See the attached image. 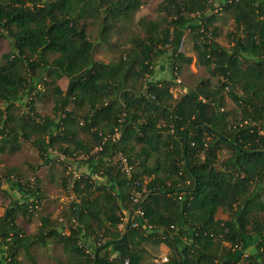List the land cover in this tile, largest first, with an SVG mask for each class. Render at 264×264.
<instances>
[{"label": "trees", "instance_id": "obj_1", "mask_svg": "<svg viewBox=\"0 0 264 264\" xmlns=\"http://www.w3.org/2000/svg\"><path fill=\"white\" fill-rule=\"evenodd\" d=\"M219 1L234 22L229 46L216 40L213 0H162L160 17L140 18L124 53L105 61L94 58L96 46L119 36L142 0H0V38L10 41L0 60V153L31 140L43 159L54 145L60 157L75 151L94 164L63 177L75 198L66 220L41 216L33 234L17 211L30 218L42 190L14 183L26 200L0 212V264H21V252L48 240L60 243L66 264H264V0ZM88 22L97 25L94 40ZM186 30L218 83L197 81L175 98L168 81L154 79L152 59L165 54L171 76L178 73L191 61L180 48ZM41 84L54 104L39 122L31 113ZM119 152L133 166L130 178ZM134 180L144 187L138 203ZM145 242L166 244L167 260L148 257Z\"/></svg>", "mask_w": 264, "mask_h": 264}, {"label": "rangeland", "instance_id": "obj_2", "mask_svg": "<svg viewBox=\"0 0 264 264\" xmlns=\"http://www.w3.org/2000/svg\"><path fill=\"white\" fill-rule=\"evenodd\" d=\"M161 1L162 0H142L140 7L131 15L123 32L119 36H115L114 33L112 34L111 32L110 35L112 39L109 41V44L96 46L94 58L108 61L111 57H114L119 50L124 53V50H126L128 45L123 42H125L124 38L129 29L136 30V22L140 18L156 19L160 17L157 7ZM219 3V0H213L209 9L210 11H216L217 18L214 21V24L217 25L218 34H222L221 37H219V40L221 38V40L224 41L226 34L223 31H233L234 22L230 19L227 12L219 9ZM86 29L89 37L94 40L98 35L96 23L88 22L86 24ZM192 44L193 41L190 31L186 30L180 48L191 57V61L183 64L179 72L174 73L173 76H171L170 69L168 68V58L165 54H158L152 59L154 79L168 81L171 93L175 98H178L189 87L195 86L197 81H206L212 89L218 83L217 78L211 76L208 70L197 62ZM159 47L162 49L161 46ZM9 49V39L1 37L0 60L1 55L9 51ZM148 79H150V76H148ZM56 83L61 88H65L67 81L66 78L62 77L56 80ZM40 88L41 92L34 99L35 112L31 113V116L39 122L43 120L42 117L44 115L53 116L52 107L54 104L51 87L48 85L43 86L41 84ZM223 93L225 97V108L233 111L234 106L228 93L225 90ZM18 109L19 112H22L24 109V111L28 112L26 107ZM42 136L46 137V135ZM37 137L36 134H33L31 139H36ZM53 146L50 147L52 152H49L46 156L48 159L42 158L41 151H38V147L34 145L31 140L21 142L20 147L16 151L0 153V212L10 204V201L20 203L26 200L24 193L18 190L14 185L16 181H20L26 188L27 186L37 183L42 190L40 193L41 197L37 201H34L38 202L36 207H34V209L33 207L29 209V211L33 213L30 218L22 216L19 209L17 211V221L26 234H33L36 232L41 216H50L51 219H56L59 222L66 220V215L69 213L70 203L75 198L70 187L71 180L69 185L66 180L65 185H63V177H66L67 173L69 174V178L76 174L83 173L80 164L81 159L78 157L79 154H77V152L73 151L69 156L64 157L65 162H67L66 165L70 166V168H68V166L66 167L59 158V154L63 153L57 147ZM262 198H264L263 194ZM31 201V198L27 200V202ZM226 216L227 213L222 209L217 213V217L224 218ZM126 220L127 219L124 218L123 221L125 222ZM48 241L49 245L46 246L39 244L33 245L29 249L28 254L21 252L19 255L21 264H66L67 256L61 249L60 243L51 242V240ZM147 247L149 251L153 253L152 258H157L160 250L149 244H147ZM87 248H89V246H87Z\"/></svg>", "mask_w": 264, "mask_h": 264}, {"label": "built area", "instance_id": "obj_3", "mask_svg": "<svg viewBox=\"0 0 264 264\" xmlns=\"http://www.w3.org/2000/svg\"><path fill=\"white\" fill-rule=\"evenodd\" d=\"M114 137H118V133L114 134ZM117 157L120 161L121 170L123 171V173L126 175L127 178H130L132 175L133 166L128 162V159L124 154L119 152L117 153ZM60 158L64 159L62 155ZM68 168H70V166H68ZM131 183H132V186H131L130 198L133 203H138L142 199V194L144 192L143 184H141L139 180H134ZM134 212L138 215H143V212L140 208L135 209ZM132 226H137V222L136 221L132 222ZM161 260L166 261L167 257L162 256ZM123 264H129V259L124 258Z\"/></svg>", "mask_w": 264, "mask_h": 264}, {"label": "crops", "instance_id": "obj_4", "mask_svg": "<svg viewBox=\"0 0 264 264\" xmlns=\"http://www.w3.org/2000/svg\"><path fill=\"white\" fill-rule=\"evenodd\" d=\"M230 16V15H229ZM230 19H232L231 18V16H230ZM232 21H233V19H232ZM214 26H217L216 24H214ZM232 30H228V31H223V32H225V37H224V41L223 40H221V38H220V40H219V37H221V33L220 34H218V36L216 37V40L219 42V43H221L222 45H224V46H229L230 44H229V34H230V32H231ZM78 157H80V164H81V170H82V172L83 173H91V171L94 169V164L93 163H86V162H84L85 160V156H83V155H79ZM83 165V166H82ZM92 177H95L98 181H104V176H100V175H98V174H95V173H93V175H92ZM125 212V210H123V213ZM126 219H128V216H126L125 217ZM117 227L118 228H122L123 227V225L122 224H118L117 225ZM147 244H149V245H151V246H153V247H155V248H158L159 250H160V253H159V255H158V257L157 258H154L153 260L154 261H158V260H161V257L162 256H166L167 257V255H168V253H169V248H168V246L166 245V244H164V243H160V244H158V245H152L151 243H149V242H145V243H142V246H144L145 247V249L147 250V253H146V255L148 256V257H151L152 258V256H153V253L152 252H150L149 251V249H148V247H147ZM47 245H49V243H47Z\"/></svg>", "mask_w": 264, "mask_h": 264}, {"label": "water", "instance_id": "obj_5", "mask_svg": "<svg viewBox=\"0 0 264 264\" xmlns=\"http://www.w3.org/2000/svg\"><path fill=\"white\" fill-rule=\"evenodd\" d=\"M129 224H130V216L128 217L127 223H126V225H125V230L129 228ZM122 238H124V235H123ZM109 242H112V240L106 242L105 244H108Z\"/></svg>", "mask_w": 264, "mask_h": 264}]
</instances>
